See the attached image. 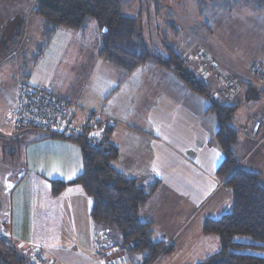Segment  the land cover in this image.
Masks as SVG:
<instances>
[{
  "label": "crops",
  "instance_id": "obj_1",
  "mask_svg": "<svg viewBox=\"0 0 264 264\" xmlns=\"http://www.w3.org/2000/svg\"><path fill=\"white\" fill-rule=\"evenodd\" d=\"M36 1L0 0V237L15 240L30 255L43 250L55 264H102L94 253L97 244L102 240L107 250L121 244L120 230L94 221L92 198L78 184L59 194L52 192V180L70 182L82 173L81 148L43 131L16 136L7 114L16 107L21 87L28 85L23 81H31L38 68L42 69L38 83L74 105L76 122H84L91 112L110 124L109 140L119 149L115 167L136 178L139 185L157 184L140 218L152 222L155 241H164L172 249L153 264L204 261L220 249L219 237L205 233V221L228 213L233 203L231 189L217 176L225 155L217 141L219 124L209 110V98L152 61L125 72L102 59L98 47L85 53L78 44L68 43L59 57L54 53L48 61L54 38L65 30L57 29L40 51L43 21L35 14ZM199 2L205 3L195 0L194 4ZM242 3L260 11L244 1L218 0L214 7L232 10ZM71 33L73 39L79 31ZM70 46H75L72 52H68ZM179 53L218 95L221 88L210 67L198 70L200 55ZM203 53L223 75L241 82L238 89L219 98L239 105L233 119L238 132L235 154L241 166L260 173L264 186V142L259 144L250 135L256 118L261 120L259 136H264V118L246 121L242 116L245 96L246 100L262 98L264 76L255 74L252 67L264 71V61L255 59L238 75L231 60L222 63L211 55L212 61L209 52ZM13 168L16 173H11ZM133 255L130 259L136 263L139 255Z\"/></svg>",
  "mask_w": 264,
  "mask_h": 264
},
{
  "label": "trees",
  "instance_id": "obj_2",
  "mask_svg": "<svg viewBox=\"0 0 264 264\" xmlns=\"http://www.w3.org/2000/svg\"><path fill=\"white\" fill-rule=\"evenodd\" d=\"M225 1H244L264 11V0ZM212 2L217 4L218 0ZM127 4L128 0H37L35 14L43 21L40 51L57 29L66 27L85 33L94 20L101 31L98 54L102 59L125 72H131L142 63L152 61L173 71L189 88L209 98V110L217 116L219 124L217 141L225 155L217 169V176L231 189L233 203L228 213L205 221V233L219 237L220 249L198 264H264V186L260 181V173L241 166L235 154L238 132L233 119L239 105L219 98L227 94L217 95L210 81L198 75L173 45H164V51L152 50L142 38L137 17L124 13ZM158 6V0H155L154 8L157 12ZM168 27L175 33L178 31L172 21H169ZM69 103L73 132L51 126H32L16 129V133L40 129L46 136L76 143L82 151L83 171L70 182L52 180L53 194L61 193L69 185L78 184L92 198L91 216L94 221L104 222L120 230L121 244L116 247L123 248L128 254L139 255L135 264H153L172 249L164 241H155L152 222L140 218V210L157 184L139 185L136 178L115 167L119 149L109 140L110 124L91 112L84 122H76L72 113L74 105ZM255 121L250 127V135L261 144L264 139L261 140L259 134L251 133ZM93 130L96 132L91 134ZM0 264L37 263L26 248L2 236Z\"/></svg>",
  "mask_w": 264,
  "mask_h": 264
},
{
  "label": "rangeland",
  "instance_id": "obj_3",
  "mask_svg": "<svg viewBox=\"0 0 264 264\" xmlns=\"http://www.w3.org/2000/svg\"><path fill=\"white\" fill-rule=\"evenodd\" d=\"M194 1L158 0L159 11L157 12L154 8L155 0H128L124 13L137 17L142 38L152 50L164 51V45L171 44L179 52H196L195 54L200 56L204 55L203 52H209V59L212 61L213 58H216V61L222 60V63L225 60H231L236 66L233 73L238 75L242 67L243 69L248 68L249 64L256 62L255 59L264 61V11H253L243 3L229 10L214 7L215 3L211 4L209 0H204L205 3L202 4L199 2V6L195 5ZM169 21L177 25L176 33L169 29ZM63 30L65 31L58 32L48 49V61L54 57V53L59 57L60 53L67 48L68 43L78 44V47L85 53L98 47L101 31L94 20L91 21L84 34L80 31L76 33L75 30L66 27ZM70 33H76L73 39L69 38ZM73 47L75 46L68 47V52H72ZM88 61L93 63L92 58ZM197 61L198 70L203 69V63L198 59ZM41 70L37 68L36 73L32 75V80L27 79L23 82L28 83L27 86L45 85L38 83L42 80L39 77ZM261 97V100H253L254 98L246 100L249 97L245 96L242 116L247 117L246 121L253 117L264 118V91H261ZM81 117L82 115L79 114V122ZM35 132H41V130H22L17 131L16 134L21 137ZM94 132L96 130H93L91 134ZM263 138L264 136H261V140ZM11 173H16L14 168ZM118 250H123V248L118 247ZM95 251V256H99ZM134 257L138 255L134 254L132 258Z\"/></svg>",
  "mask_w": 264,
  "mask_h": 264
},
{
  "label": "built area",
  "instance_id": "obj_4",
  "mask_svg": "<svg viewBox=\"0 0 264 264\" xmlns=\"http://www.w3.org/2000/svg\"><path fill=\"white\" fill-rule=\"evenodd\" d=\"M199 58L200 62L203 63V70L209 71L207 67H210V72L214 74L219 83L221 89L217 90L218 94L229 95L233 90L239 88L241 82H233L231 77L223 75L215 65L205 59V55H201ZM252 71L259 76H264V71L256 65L252 67ZM7 116L13 121L16 129L32 126H51L67 132L74 131V124L70 120V103L54 95L50 87L45 85L22 86L18 103L15 108L8 112ZM260 127V120H256L251 129L252 135H258ZM108 251L112 253L109 254ZM97 252L103 261L102 264H135L131 261L130 255L124 250H118L116 246H111L107 250L102 240L97 244ZM31 257L37 264H55L54 259L40 249L35 250Z\"/></svg>",
  "mask_w": 264,
  "mask_h": 264
},
{
  "label": "snow or ice",
  "instance_id": "obj_5",
  "mask_svg": "<svg viewBox=\"0 0 264 264\" xmlns=\"http://www.w3.org/2000/svg\"><path fill=\"white\" fill-rule=\"evenodd\" d=\"M69 178H71V177H69Z\"/></svg>",
  "mask_w": 264,
  "mask_h": 264
}]
</instances>
